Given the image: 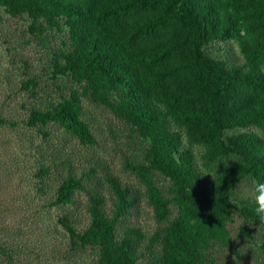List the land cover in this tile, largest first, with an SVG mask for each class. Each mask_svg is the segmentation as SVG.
Here are the masks:
<instances>
[{"label":"trees","instance_id":"1","mask_svg":"<svg viewBox=\"0 0 264 264\" xmlns=\"http://www.w3.org/2000/svg\"><path fill=\"white\" fill-rule=\"evenodd\" d=\"M1 7L29 16L34 34L68 31L69 48L56 54L54 77L69 76L79 89L45 110L33 108L27 127L55 123L93 146L82 99L104 106L146 145L143 163L128 166L146 188L154 219L165 223L171 204L178 208L150 238L134 228L119 236L117 224L136 201L131 190L107 177L114 197L109 212L99 193L69 175L50 205L66 207L76 193H87L91 221L84 232L67 215L59 217L72 246L95 248L97 264H206L204 254L216 243L233 251L228 223L237 212L263 229L264 250L253 197L233 194L244 180L264 182V0H0ZM228 40L237 43L242 65L206 52ZM21 85L30 91L37 82ZM194 145L203 147L206 171ZM230 155L237 161L221 159ZM43 164L42 181L50 174ZM154 174L169 181L170 199Z\"/></svg>","mask_w":264,"mask_h":264},{"label":"rangeland","instance_id":"2","mask_svg":"<svg viewBox=\"0 0 264 264\" xmlns=\"http://www.w3.org/2000/svg\"><path fill=\"white\" fill-rule=\"evenodd\" d=\"M31 22L26 14L11 16L0 8V120L7 122L0 124V264H97V250L72 246L59 222L67 215L76 232L89 227L87 193H76L74 203L66 207L50 205L64 178H80L89 192L103 197L109 212L114 197L106 178L113 177L131 190L136 201L117 224L119 236L134 228L150 238L177 217L178 208L171 204L172 214L165 223L154 219L146 188L128 166L143 163L146 145L104 106L82 99V118L96 138L93 146L81 145L55 123L27 127L33 108L45 110L50 101L79 89L69 76L54 77L56 54L69 48L66 27L62 32L45 28L43 34H34ZM205 49L216 59L244 63L234 40L214 42ZM32 79L37 86L25 91L21 83ZM44 132H49L46 138ZM190 149L199 168L206 171L203 147ZM41 164L50 171L43 181L37 175ZM154 180L170 199L169 181L157 174ZM233 194L238 200L253 197L254 185L244 180ZM228 229L233 251L216 243L204 254L206 264H264L263 229L237 212Z\"/></svg>","mask_w":264,"mask_h":264},{"label":"clouds","instance_id":"3","mask_svg":"<svg viewBox=\"0 0 264 264\" xmlns=\"http://www.w3.org/2000/svg\"><path fill=\"white\" fill-rule=\"evenodd\" d=\"M221 159L225 162H236L238 158L234 155H230L226 158L222 157ZM250 203L252 205V210L255 214V217L261 224H264V182H255L254 195Z\"/></svg>","mask_w":264,"mask_h":264}]
</instances>
